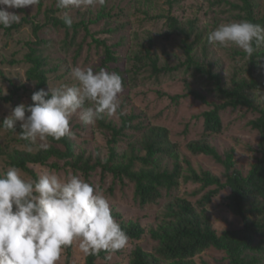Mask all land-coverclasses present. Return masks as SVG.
<instances>
[{
  "label": "rangeland",
  "instance_id": "rangeland-1",
  "mask_svg": "<svg viewBox=\"0 0 264 264\" xmlns=\"http://www.w3.org/2000/svg\"><path fill=\"white\" fill-rule=\"evenodd\" d=\"M238 1L107 0L103 7L71 9L73 25L70 29L54 26L48 19L50 15L62 20V10L57 9L56 0H40L33 8L28 6L9 9L20 14L21 20L15 23L20 26L10 31L0 28V96L13 97L11 102L0 100V124L16 105L32 102L30 97L35 91V82L29 81L26 76L30 67L26 60L30 45L38 49L37 55L43 60V68L48 77L47 85L42 88L45 90L61 83H76L71 76L74 66L92 67L94 71H99L100 68L115 71L123 77L124 90L119 96L123 114H105L103 119L119 127L124 117L131 116V125L165 127L169 140L175 144L181 174L188 173L189 164L197 172H210L224 184L204 206L210 215L214 230L220 234L225 229L242 228V218L234 214L228 206L230 188L225 185V167L226 161L229 160L230 172L237 170L246 176L252 165L261 157L259 133L251 125L260 113L246 107H226L218 111L221 130L206 133L205 113L223 103L225 99L211 91L212 81L196 74L192 69L186 71L184 67L178 66L186 59L181 37L166 32L165 18H153L170 14L183 23L196 19L197 27L204 31V38L192 50L194 59L217 74L223 87L232 89L235 81H249L252 78L247 69L249 59L238 47L212 44L207 37L218 25L239 21L237 10L229 5ZM253 2L255 17L261 18L264 13V0ZM34 25L41 26L36 33L33 32ZM204 41L207 44L206 51L202 50ZM149 46L151 55L158 58V67L168 65L178 66L179 69L161 72L155 77L147 64L133 59L136 53H145L144 49ZM261 47L264 49V45ZM106 48L115 60L105 64ZM253 76L256 79L260 76L259 80L264 82V58L259 59ZM187 86L200 91L206 102L189 95ZM249 93L256 106L264 109V86ZM70 127L75 135L70 138L73 157L69 160L81 155L91 163L97 159L104 162L109 156V132L100 128L98 120L94 124L85 125L79 119V113H76L71 118ZM20 131L19 122L15 132L0 126V175L10 166L7 153L15 150L38 151L36 145L21 139ZM125 132L133 134L136 138L140 135L139 130L134 128ZM198 140L214 147L219 158L191 153L188 144ZM115 149L123 158L131 156L125 138L115 144ZM163 161L168 162L171 167L170 157H165ZM28 166L37 178L45 169H51L61 176L75 173L90 184L98 185L109 198L115 220L138 223L141 226L143 232L139 237L129 238L127 245L117 252L104 251L105 258L98 259V263L130 264V255L135 249L151 251L155 246L150 237V230L160 225L163 220L165 203L169 198L166 194H163L156 204L140 206L134 200V184L125 178L117 180L110 172L102 175L92 171L86 178L79 170L65 164L64 160L54 158L46 164ZM22 173L25 178H33L27 172ZM215 188L216 186L202 188L200 184L186 182L181 178L173 194L197 203L205 193ZM66 255L65 249L58 264H84L88 254L83 253L76 242L71 245L68 261ZM194 260L197 264H231L225 251L214 247L198 253Z\"/></svg>",
  "mask_w": 264,
  "mask_h": 264
},
{
  "label": "trees",
  "instance_id": "trees-1",
  "mask_svg": "<svg viewBox=\"0 0 264 264\" xmlns=\"http://www.w3.org/2000/svg\"><path fill=\"white\" fill-rule=\"evenodd\" d=\"M232 9L237 10L240 20H249L253 23L264 25V13L261 18L255 17L253 0H239L237 3H229ZM153 18H165L167 31L171 35L180 36L183 52L186 59L178 66L184 69H192L196 74L212 81L211 91L216 96L225 99L212 110L205 113L206 133L219 132L221 123L218 118V111L226 107H246L259 111V117L251 122L252 127L259 133V150L261 157L252 165L249 173L243 176L239 171L230 172V161H226V183L230 188L228 206L236 215L242 218L243 226L240 229H225L218 234L211 222L210 215L204 206L210 202L211 197L224 184L217 176L208 171L197 172L187 164V174H181V165L175 152V144L168 138V131L165 127L157 125H131V116L124 117L121 126L116 127L104 119L98 120L100 128L109 132L108 145L109 156L101 162L84 159L78 155L74 160L72 141L69 137L60 140L49 138L47 150L13 151L7 153L8 164L16 166L22 171L37 178L34 172L29 169L31 164H46L51 158L64 160L65 164L74 170H79L86 178L91 172H100L105 175L110 172L117 180L126 179L134 184L135 202L140 206H149L158 203L163 194L168 200L163 211V220L160 225L150 230V237L155 242L151 251L135 249L130 255V264H197L194 256L198 253L214 247L225 251L231 264H263L264 262V109H259L249 91L262 88L264 82L253 76L254 69L259 59L264 58V49L260 46L249 59L247 67L250 76L249 81L242 79L235 81L232 89L222 86L220 77L213 73L201 62L194 59L193 48L204 38V31L197 27V20H188L185 23L176 17L157 15ZM48 19L54 26L66 27L62 20L48 15ZM20 24H13L11 27L3 28L10 31L19 27ZM41 26L34 25L33 32L36 33ZM208 40V37H207ZM102 44H105L101 41ZM30 45V43H29ZM30 52L26 54V60L30 67L26 71L29 81L35 82V91L47 85V73L44 70L43 60L37 55L38 49L29 46ZM207 44L202 43V50L206 51ZM145 53H136L133 59L139 63L147 64L151 73L156 77L161 72L178 70V66L168 65L158 67V58L150 53V46L144 49ZM246 55L245 53H243ZM115 59L106 48L104 63L113 62ZM136 69V65H133ZM139 67V66H138ZM137 67V69H138ZM188 94L194 98L206 102L205 96L198 90L187 86ZM4 102H11V95L1 97ZM32 103V102H31ZM139 130V137L125 132L127 129ZM122 138L127 140L131 150V156L123 158L115 149V144ZM135 138V139H134ZM191 153L204 154L213 158H219L214 147L205 141H194L188 144ZM170 157L172 165L164 163L163 159ZM186 182L200 184L202 188L216 186L215 189L205 193L197 203L185 197L173 194L178 187L180 179ZM121 228L126 231L129 238L139 237L143 229L138 223L115 220ZM71 245L66 248V260L70 258ZM105 258L104 251L98 254L87 255L84 264H100L98 259Z\"/></svg>",
  "mask_w": 264,
  "mask_h": 264
},
{
  "label": "clouds",
  "instance_id": "clouds-1",
  "mask_svg": "<svg viewBox=\"0 0 264 264\" xmlns=\"http://www.w3.org/2000/svg\"><path fill=\"white\" fill-rule=\"evenodd\" d=\"M107 0H56L61 19L73 25L70 10L103 7ZM40 0H0V26L19 23L21 15L9 9L32 8ZM208 41L235 46L252 58L264 45V25L249 20L222 23L208 34ZM71 85L38 89L30 104L11 109L0 126L15 132L19 122L21 139L47 150L49 138L73 137L70 122L74 114L85 125L104 115L123 114L120 94L123 77L115 71L74 66ZM27 113V115H26ZM128 235L113 215L109 198L98 185L90 184L75 173L61 176L45 169L38 178H25L22 170L9 166L0 175V264H58L65 249L78 242L85 254L123 249Z\"/></svg>",
  "mask_w": 264,
  "mask_h": 264
}]
</instances>
